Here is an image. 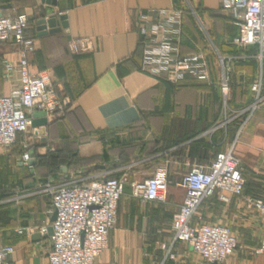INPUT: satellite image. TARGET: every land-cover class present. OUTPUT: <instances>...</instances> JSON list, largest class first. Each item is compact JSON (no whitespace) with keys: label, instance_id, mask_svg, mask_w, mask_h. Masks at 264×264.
Returning <instances> with one entry per match:
<instances>
[{"label":"crops","instance_id":"obj_1","mask_svg":"<svg viewBox=\"0 0 264 264\" xmlns=\"http://www.w3.org/2000/svg\"><path fill=\"white\" fill-rule=\"evenodd\" d=\"M172 5L189 10L181 0H56V5L44 0H0V15L19 13L28 18L26 33L37 46L29 59L30 73L46 72L55 93L67 103L56 121L38 128L39 138H32L31 152L49 158L65 144L76 145L83 165L103 166L86 175L80 169L67 172L63 167L58 176L51 174L46 181L59 184L109 176L126 181L146 160L156 166L152 174L162 167L168 170L170 185L164 203H142L130 192L123 194L108 248L96 264H205L187 244L172 243L171 216L183 201L181 181L190 167L209 164L217 151H225L233 142L227 130H213L223 99L221 61L228 70L229 90L223 104L229 111L251 102L249 88L259 78V63L255 49L232 44L238 29L218 0H197L190 1L194 22L183 17L180 52L205 55L208 82L187 80L173 86L142 72L139 16ZM59 13L66 16L67 28L39 36L36 22L55 18L56 28H61ZM209 13L228 19L222 18L223 26L216 28ZM192 24L198 33H192ZM81 40H87L89 48L73 52L71 43ZM17 60L15 47L1 43L0 96L18 88L16 73L9 79L3 74L4 64L16 65ZM262 80L264 84V66ZM241 92L244 98L237 101L235 94ZM148 145L146 156L134 158ZM234 147L239 159L250 157L264 166V104L242 129ZM11 149L0 148V245L13 247L5 264H47L50 236L38 233L44 222H52L49 196L42 191L45 182L40 181L45 170L36 165L37 175L32 176L21 162L23 150ZM10 165L16 174H8ZM254 198L264 199V193ZM217 212L236 235L247 237L224 264H264V256L252 254L263 237L264 221L247 212L241 199L222 203L215 194L203 201L193 222L212 224L210 216ZM28 227L31 233L16 232Z\"/></svg>","mask_w":264,"mask_h":264},{"label":"built area","instance_id":"obj_2","mask_svg":"<svg viewBox=\"0 0 264 264\" xmlns=\"http://www.w3.org/2000/svg\"><path fill=\"white\" fill-rule=\"evenodd\" d=\"M195 16L190 1L181 0ZM220 8L230 15L238 33L232 44L239 48H253L259 63V78L250 86L251 102L244 108L224 109L223 120L213 130L226 132L232 122L238 120V133L264 104V0H218ZM58 15H61L60 13ZM196 17V16H195ZM183 12L172 5L168 9H152L139 16V45L141 47L140 70L163 79L173 86L187 80L206 83L209 80L206 57L202 52L182 54ZM28 18L25 14L0 15V44L10 42L16 49V65L4 64L6 79L18 75V88L7 96H0V148L9 150L31 130L32 138H39L38 128H31V115L45 112L47 123L56 121L67 107L51 86L46 72L32 74L29 59L36 51V41L27 35ZM73 52L87 50V40L73 42ZM220 91L226 101L229 90L227 67L223 66ZM235 141L225 151L215 153L207 165H195L183 176L181 186L184 198L171 216L172 243H184L205 264H224L238 248V241L231 229L223 224L193 222L204 200L217 194L222 203L232 198L241 199L247 212H254L264 221V199L246 197L245 180L232 154ZM23 150L21 162L27 169L30 160V143L20 141ZM123 178L87 180L80 178L54 184L46 181L42 191L49 196V214H55L52 222L46 221L38 233L46 235L52 228L47 264H96L97 258L108 248L110 233L117 219V205L124 194ZM170 185L166 167L157 169L150 177L133 180L129 184L130 196L142 203L166 201ZM32 228L16 230L18 234L31 233ZM166 248L167 247H163ZM13 253L12 246L0 245V264ZM168 257L174 255L168 250ZM254 256H264V234Z\"/></svg>","mask_w":264,"mask_h":264},{"label":"rangeland","instance_id":"obj_3","mask_svg":"<svg viewBox=\"0 0 264 264\" xmlns=\"http://www.w3.org/2000/svg\"><path fill=\"white\" fill-rule=\"evenodd\" d=\"M197 11H198V9H197ZM208 16L210 17L209 19L213 22H217V21L221 22L222 18L228 19L227 17H225L223 15H219L218 13H215V14L209 13ZM214 17H216V19ZM205 30H209V27H207V28L205 27ZM237 95L240 98H242L244 96V93L243 92H241L239 94L236 93L235 96H237ZM223 100H224V98L222 99V102H221L219 121L223 120V112H224V109H226V107L223 104ZM238 127H239V125L236 126L235 133L232 137L233 141H235V144L237 142L239 134L241 133V132L238 133ZM31 133H32L31 130H29V132L26 135H24L23 137H21L18 140L17 144L11 150H22V148L20 146L21 140H25L26 142L31 143V141H32V134ZM139 137H141V135H139ZM235 144H234V146H235ZM149 148H150V145L146 146V148L144 150L143 149L138 150L136 153V157L134 156V158H142L143 156H146L148 151H149ZM228 148H229V146L227 147V149ZM227 149H225V150H227ZM217 152H219V151H217ZM232 154H233L234 158L237 160L238 168L241 170V173H242L243 178L245 180V191H246L245 196L254 198L258 195L263 194L264 193V166L262 167L261 164L258 163L260 161H257L256 159H252L250 157L239 159L237 157V151H236L235 147L232 150ZM10 166H11V168H9L8 174H12V175L16 174V172H14L12 169V165H10ZM155 168H156L155 164L151 165V163H149L148 160L140 163L136 168H134L131 171L132 175H129V178L125 181L124 193L130 192L129 184L131 181L143 180L145 178L150 177V175L155 170ZM210 198H212V197H209L208 199H206L205 203L208 202V200H210ZM204 205L205 204H203L202 207ZM200 207H199V209H200ZM199 209H198V211H199ZM198 211H197V213H198ZM210 217H211V219L208 222H211L212 224H223V225L228 226L231 229V227L229 225L222 222L223 221L222 213L217 212L215 214H212ZM231 231L233 232V234L237 238L238 244L240 242L242 243L243 241L247 240V237L243 236V234L236 235L232 229H231Z\"/></svg>","mask_w":264,"mask_h":264},{"label":"trees","instance_id":"obj_4","mask_svg":"<svg viewBox=\"0 0 264 264\" xmlns=\"http://www.w3.org/2000/svg\"><path fill=\"white\" fill-rule=\"evenodd\" d=\"M180 8L182 9L183 17L189 18L190 20H192L191 22H194V19L191 15V12L184 7H180ZM214 18L216 19V17H214ZM221 22L220 21L215 22L216 28L217 27L221 28V26H223ZM193 24L191 25L192 33L196 34V33H198V29ZM235 98L238 101V100L243 99L244 96L242 98H240L237 95V96H235ZM247 104L248 103H243V104H238L236 106H233V110L242 109ZM237 122H238V120H235L227 128V136H230L231 139L235 133V129H236V126L238 124ZM217 134H218V132H217ZM71 146H70V144L67 146L65 144L62 150L55 152L54 154L50 155L49 158H41L34 153L33 158L35 159V164L32 166V169L30 170V174H32V176L37 175L36 170H35L36 165L41 166L45 170V175L42 178H40V181H42V182H46L47 177L50 176L51 174L58 176L61 173V168H63V167L66 168L67 172L74 171L75 169H80L83 172V174H85V175L86 174H92V173H95L97 171H101V169L96 168V164L83 165L82 164L83 161L81 159H79V157H78L76 145H71ZM108 178H118V177L117 176H109Z\"/></svg>","mask_w":264,"mask_h":264},{"label":"water","instance_id":"obj_5","mask_svg":"<svg viewBox=\"0 0 264 264\" xmlns=\"http://www.w3.org/2000/svg\"><path fill=\"white\" fill-rule=\"evenodd\" d=\"M46 3H51L52 5H56V0H44ZM58 19L61 22V28H56V19L51 18V19H39L36 22L37 25V31H39V36L46 35L48 33H57L60 32L61 29H66L67 28V22H66V16L65 15H58ZM48 29V31H47ZM46 114L43 111H37L34 112L31 115L32 122H31V127L32 128H40V127H46L48 125L47 120L45 118ZM34 151L30 152V160L28 161V164L30 166H33L35 164V159L33 158ZM96 168L102 169L103 166H96ZM55 219V214H52L51 221H54ZM52 234V228L49 227L46 236H51Z\"/></svg>","mask_w":264,"mask_h":264}]
</instances>
